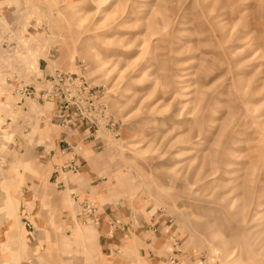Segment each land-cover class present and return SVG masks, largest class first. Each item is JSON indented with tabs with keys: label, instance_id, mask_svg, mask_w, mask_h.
<instances>
[{
	"label": "rangeland",
	"instance_id": "1",
	"mask_svg": "<svg viewBox=\"0 0 264 264\" xmlns=\"http://www.w3.org/2000/svg\"><path fill=\"white\" fill-rule=\"evenodd\" d=\"M0 264H264V0H0Z\"/></svg>",
	"mask_w": 264,
	"mask_h": 264
},
{
	"label": "crops",
	"instance_id": "2",
	"mask_svg": "<svg viewBox=\"0 0 264 264\" xmlns=\"http://www.w3.org/2000/svg\"><path fill=\"white\" fill-rule=\"evenodd\" d=\"M107 243H109V241H107Z\"/></svg>",
	"mask_w": 264,
	"mask_h": 264
}]
</instances>
